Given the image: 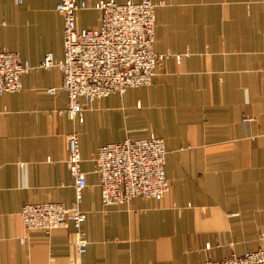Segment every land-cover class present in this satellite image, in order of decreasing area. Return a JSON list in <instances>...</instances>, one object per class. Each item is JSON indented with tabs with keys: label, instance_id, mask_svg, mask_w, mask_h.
Returning a JSON list of instances; mask_svg holds the SVG:
<instances>
[{
	"label": "crops",
	"instance_id": "0c3cea01",
	"mask_svg": "<svg viewBox=\"0 0 264 264\" xmlns=\"http://www.w3.org/2000/svg\"><path fill=\"white\" fill-rule=\"evenodd\" d=\"M58 1L0 0V47L35 67L20 91L0 96V264H205L264 250V0H157L155 51L181 59H161L149 86L88 104L83 122L57 113L68 96L46 90L61 72L40 67L49 52L63 57ZM100 17L80 10L77 25ZM73 131L87 180L83 255L73 226L27 230L20 218L29 203L77 201L65 163ZM151 136L165 141L170 191L105 206L97 149Z\"/></svg>",
	"mask_w": 264,
	"mask_h": 264
},
{
	"label": "built area",
	"instance_id": "2783aa9c",
	"mask_svg": "<svg viewBox=\"0 0 264 264\" xmlns=\"http://www.w3.org/2000/svg\"><path fill=\"white\" fill-rule=\"evenodd\" d=\"M158 5L157 0L125 3L99 0L93 5L83 0L57 2L56 11L64 22L63 57L58 60L49 52L40 67H56L61 72L60 86L46 90L51 95L67 94L68 106L58 110L59 115L83 122L88 104L107 96L122 95L129 88L149 86L161 59L171 56L181 59L180 54L158 55L155 51ZM89 8L100 11V25L79 28L77 12ZM34 68L19 53L0 47V96L20 91L22 77ZM250 112L244 116L247 123L253 120ZM67 141L65 163L74 179L77 201L71 206L61 202L29 203L23 206L20 218L27 230L50 233L73 226L77 251L83 255L88 245L82 230L86 214L80 209L79 201L87 180L81 169L79 134L71 132ZM166 153L165 141L156 136L128 138L100 146L94 155V172L99 178L102 203L105 206L129 204L136 197L163 199L170 191L165 173ZM260 238L264 239V233L261 232ZM205 264H264V250L258 248L222 259L209 258Z\"/></svg>",
	"mask_w": 264,
	"mask_h": 264
}]
</instances>
